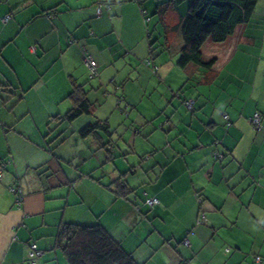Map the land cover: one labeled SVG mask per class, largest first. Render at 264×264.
<instances>
[{
  "label": "crops",
  "instance_id": "1",
  "mask_svg": "<svg viewBox=\"0 0 264 264\" xmlns=\"http://www.w3.org/2000/svg\"><path fill=\"white\" fill-rule=\"evenodd\" d=\"M143 1L0 0V264L30 243L38 264H68L66 223L101 225L140 264H264V128L249 120L264 123V0L204 43L210 69L178 64L185 9L155 4L161 27ZM75 88L90 108L69 118Z\"/></svg>",
  "mask_w": 264,
  "mask_h": 264
},
{
  "label": "trees",
  "instance_id": "2",
  "mask_svg": "<svg viewBox=\"0 0 264 264\" xmlns=\"http://www.w3.org/2000/svg\"><path fill=\"white\" fill-rule=\"evenodd\" d=\"M168 2L178 10L177 0H166L156 2V11H164L161 5ZM256 4L257 0H192L179 27L182 40L179 66L194 64L210 69L215 59L203 56L204 43L225 41L239 25L250 19ZM70 96L75 97L77 105L68 112L69 118L89 111L90 103L82 90L75 88ZM93 127V124L86 126L82 133ZM102 128L106 130L105 126ZM60 234L68 264H140L99 224L66 223Z\"/></svg>",
  "mask_w": 264,
  "mask_h": 264
},
{
  "label": "built area",
  "instance_id": "3",
  "mask_svg": "<svg viewBox=\"0 0 264 264\" xmlns=\"http://www.w3.org/2000/svg\"><path fill=\"white\" fill-rule=\"evenodd\" d=\"M100 9H101V5H99V7L97 9L98 13L100 12ZM144 12L145 11H142L143 14H144ZM144 19L146 22L149 21L148 16H146ZM83 51H84V61H85V64L88 68L89 77L90 78L97 77L98 66H97L96 62L93 60V58L90 55H88L86 53L85 50H83ZM184 105L186 106V108L192 109L193 101L192 100H186V101H184ZM224 118L228 119V116L225 115ZM249 120L251 121V123L254 125V127L256 129L264 128V123L262 121L261 113L255 112L249 118ZM227 125H229V121H228ZM7 162L8 161H0V178L2 176L1 171L3 169H5ZM9 188H10L11 192L14 193L17 204L20 205L22 202V199H23V193H22L21 187L17 183H15L14 185L10 186ZM158 202H159V200L156 197H149L145 200V203L150 207L158 204ZM186 243H187V241H186ZM27 254H28L27 261L19 263V264H38V258L42 255V251L40 249H38L34 243H30L28 245V253ZM255 259H256V261H261L260 256L255 257ZM180 264H183V263H180Z\"/></svg>",
  "mask_w": 264,
  "mask_h": 264
},
{
  "label": "rangeland",
  "instance_id": "4",
  "mask_svg": "<svg viewBox=\"0 0 264 264\" xmlns=\"http://www.w3.org/2000/svg\"><path fill=\"white\" fill-rule=\"evenodd\" d=\"M146 1H148V3L150 4V7H148V9H146V10L144 9L145 10V12H144L145 16H149V17L151 16V18H153L154 22H159L160 23V21L158 19V15L157 14H153L154 11H155V4H156V2L158 0H144L143 3L146 2ZM191 1L192 0H177L180 8L181 9H185V13H184L185 15H186V13L188 11L189 4H190ZM160 25H161V23H160ZM161 27H162V25H161ZM150 28L153 29V23L151 24ZM162 40H163V37H162ZM153 45L156 46L157 42H155ZM157 49H159V47H155V50H157ZM110 87L113 88V85H111Z\"/></svg>",
  "mask_w": 264,
  "mask_h": 264
}]
</instances>
